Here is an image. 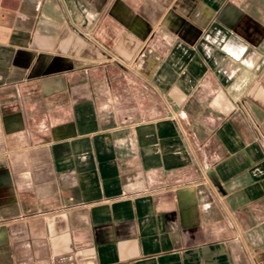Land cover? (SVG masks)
Returning <instances> with one entry per match:
<instances>
[{"label": "crops", "instance_id": "1", "mask_svg": "<svg viewBox=\"0 0 264 264\" xmlns=\"http://www.w3.org/2000/svg\"><path fill=\"white\" fill-rule=\"evenodd\" d=\"M0 264H264V0H0Z\"/></svg>", "mask_w": 264, "mask_h": 264}, {"label": "built area", "instance_id": "2", "mask_svg": "<svg viewBox=\"0 0 264 264\" xmlns=\"http://www.w3.org/2000/svg\"><path fill=\"white\" fill-rule=\"evenodd\" d=\"M176 114H171L170 117H174Z\"/></svg>", "mask_w": 264, "mask_h": 264}]
</instances>
